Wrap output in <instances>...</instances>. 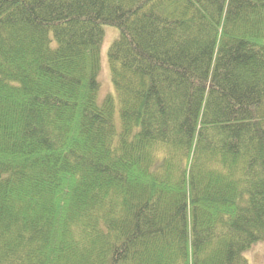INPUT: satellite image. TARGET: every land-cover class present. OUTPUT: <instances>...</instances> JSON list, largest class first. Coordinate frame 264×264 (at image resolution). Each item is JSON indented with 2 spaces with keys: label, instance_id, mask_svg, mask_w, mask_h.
Wrapping results in <instances>:
<instances>
[{
  "label": "trees",
  "instance_id": "obj_1",
  "mask_svg": "<svg viewBox=\"0 0 264 264\" xmlns=\"http://www.w3.org/2000/svg\"><path fill=\"white\" fill-rule=\"evenodd\" d=\"M262 240L264 0H0V264H249Z\"/></svg>",
  "mask_w": 264,
  "mask_h": 264
},
{
  "label": "rangeland",
  "instance_id": "obj_2",
  "mask_svg": "<svg viewBox=\"0 0 264 264\" xmlns=\"http://www.w3.org/2000/svg\"><path fill=\"white\" fill-rule=\"evenodd\" d=\"M104 38L100 46V72L97 78L99 83V92L97 102L100 105L103 100L111 95L115 98V115L114 119L118 127L119 115H118V103L115 97L114 89L110 79V72L108 67L107 55L110 47L114 41L118 38V30L113 27H104ZM244 258L249 264H264V240L253 244L251 248L243 254Z\"/></svg>",
  "mask_w": 264,
  "mask_h": 264
}]
</instances>
